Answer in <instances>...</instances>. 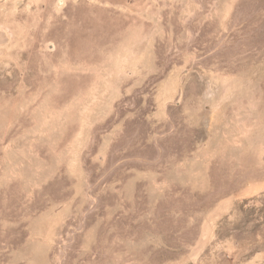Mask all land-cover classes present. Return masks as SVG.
<instances>
[{
	"label": "rangeland",
	"instance_id": "374dc122",
	"mask_svg": "<svg viewBox=\"0 0 264 264\" xmlns=\"http://www.w3.org/2000/svg\"><path fill=\"white\" fill-rule=\"evenodd\" d=\"M0 264H264V0H0Z\"/></svg>",
	"mask_w": 264,
	"mask_h": 264
}]
</instances>
